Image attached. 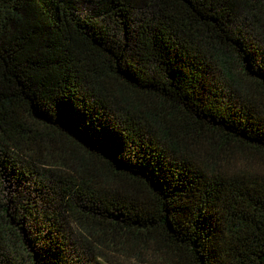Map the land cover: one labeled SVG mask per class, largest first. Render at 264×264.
<instances>
[{"label": "trees", "instance_id": "trees-1", "mask_svg": "<svg viewBox=\"0 0 264 264\" xmlns=\"http://www.w3.org/2000/svg\"><path fill=\"white\" fill-rule=\"evenodd\" d=\"M0 264H264V0H0Z\"/></svg>", "mask_w": 264, "mask_h": 264}, {"label": "rangeland", "instance_id": "rangeland-1", "mask_svg": "<svg viewBox=\"0 0 264 264\" xmlns=\"http://www.w3.org/2000/svg\"><path fill=\"white\" fill-rule=\"evenodd\" d=\"M246 152V151H245ZM247 153V152H246ZM246 161V156L241 154V157L239 156L237 161L234 163L235 166L244 163ZM130 254V253H129ZM132 254V253H131Z\"/></svg>", "mask_w": 264, "mask_h": 264}]
</instances>
